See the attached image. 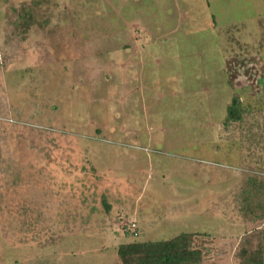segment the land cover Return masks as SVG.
<instances>
[{
    "label": "rangeland",
    "instance_id": "rangeland-1",
    "mask_svg": "<svg viewBox=\"0 0 264 264\" xmlns=\"http://www.w3.org/2000/svg\"><path fill=\"white\" fill-rule=\"evenodd\" d=\"M180 232L264 244V0H0V264Z\"/></svg>",
    "mask_w": 264,
    "mask_h": 264
},
{
    "label": "trees",
    "instance_id": "trees-1",
    "mask_svg": "<svg viewBox=\"0 0 264 264\" xmlns=\"http://www.w3.org/2000/svg\"><path fill=\"white\" fill-rule=\"evenodd\" d=\"M237 97H232L227 106V121L239 119L242 107ZM134 223V222H133ZM132 224V223H131ZM127 227L129 233L136 235L137 224ZM121 264H201V250L191 245V234L180 232L167 239L132 241L117 247ZM247 264H264V244L251 251Z\"/></svg>",
    "mask_w": 264,
    "mask_h": 264
},
{
    "label": "built area",
    "instance_id": "built-area-1",
    "mask_svg": "<svg viewBox=\"0 0 264 264\" xmlns=\"http://www.w3.org/2000/svg\"><path fill=\"white\" fill-rule=\"evenodd\" d=\"M131 226L133 227L134 226V223L132 222Z\"/></svg>",
    "mask_w": 264,
    "mask_h": 264
},
{
    "label": "crops",
    "instance_id": "crops-1",
    "mask_svg": "<svg viewBox=\"0 0 264 264\" xmlns=\"http://www.w3.org/2000/svg\"><path fill=\"white\" fill-rule=\"evenodd\" d=\"M263 133V132H262Z\"/></svg>",
    "mask_w": 264,
    "mask_h": 264
}]
</instances>
